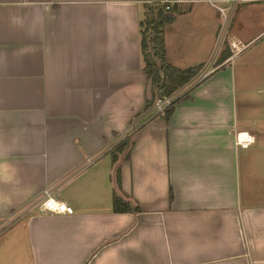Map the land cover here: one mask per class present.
Masks as SVG:
<instances>
[{"label":"crops","instance_id":"crops-1","mask_svg":"<svg viewBox=\"0 0 264 264\" xmlns=\"http://www.w3.org/2000/svg\"><path fill=\"white\" fill-rule=\"evenodd\" d=\"M185 1L165 57L199 72L221 19ZM263 3H241L228 33L249 48L117 154L119 195L141 212L115 214L105 150L146 107L143 4L0 0V223L22 216L0 235V264H264ZM47 187L72 215L40 211Z\"/></svg>","mask_w":264,"mask_h":264},{"label":"built area","instance_id":"built-area-1","mask_svg":"<svg viewBox=\"0 0 264 264\" xmlns=\"http://www.w3.org/2000/svg\"><path fill=\"white\" fill-rule=\"evenodd\" d=\"M210 8L218 13L221 19L219 39L217 50L213 52L210 60L205 64V66L198 72V74L185 86L177 89L172 93H166V89L162 86H159L155 91V98L151 110L147 114H143L135 118L128 126V128L118 135L113 143L105 150L106 153L111 155L114 153L120 146L132 140V138L141 130L144 126L155 119L163 118L169 110L175 108V106L189 98L192 90L199 85L206 78L211 76L217 70L221 69L224 66L231 64L235 58L241 55L248 49V44H243L235 40H230L227 43V46L230 50V55L222 64H218L219 52L222 49L223 42L227 39L228 29L233 21L237 7L244 2H255L258 0H202ZM188 2L185 0H154L150 3L158 4L165 6V10H170L175 5ZM240 146L247 147L251 143V137H246L243 140L237 141ZM96 159L94 157L87 158L85 165H92ZM37 206L41 212H45L51 215H72L73 209L66 205L65 203L59 201L53 194L52 187L45 188L40 198L37 202ZM30 209V208H28ZM19 218H22L21 215L13 216L10 215L8 218L0 223V234L6 231L11 225L16 222Z\"/></svg>","mask_w":264,"mask_h":264},{"label":"trees","instance_id":"trees-1","mask_svg":"<svg viewBox=\"0 0 264 264\" xmlns=\"http://www.w3.org/2000/svg\"><path fill=\"white\" fill-rule=\"evenodd\" d=\"M133 1L141 2L144 6V17L139 21L138 25L139 55L141 69L147 76L148 81L151 80L152 82V100L146 101V107L142 113L145 115L152 108L155 91L159 86L164 87L166 93L170 94L189 83L196 76L198 71L194 69H177L171 66L166 60L163 29L174 20L175 14L173 8L165 10V6L150 3V1L154 0ZM173 112L174 108L167 112L163 120L167 122ZM129 144L130 141L120 146L116 152L111 154V164L115 168L114 180L116 190L112 197V212L115 214H137L141 212L138 206L129 201H125L119 195V190L121 188V170L120 167L117 166V154L127 149ZM169 199L172 200L171 190Z\"/></svg>","mask_w":264,"mask_h":264},{"label":"rangeland","instance_id":"rangeland-1","mask_svg":"<svg viewBox=\"0 0 264 264\" xmlns=\"http://www.w3.org/2000/svg\"><path fill=\"white\" fill-rule=\"evenodd\" d=\"M258 2H264V0H258ZM264 4V3H263ZM140 16L143 18L144 17V6L143 5H141V10H140ZM232 24V23H231ZM231 29V25H230V27H229V29H228V33H229V30ZM228 33H227V36H228ZM228 43V41H227V39H225L224 40V42H223V46H222V48H224L225 46H226V44ZM218 45V44H217ZM217 45H216V47H215V50L214 51H216L217 50ZM249 48V47H248ZM89 194L87 193L86 194V196H88ZM2 223V222H1ZM10 228H8L7 229V231L9 230ZM5 232V231H4ZM3 232V233H4ZM1 235V234H0Z\"/></svg>","mask_w":264,"mask_h":264},{"label":"water","instance_id":"water-1","mask_svg":"<svg viewBox=\"0 0 264 264\" xmlns=\"http://www.w3.org/2000/svg\"><path fill=\"white\" fill-rule=\"evenodd\" d=\"M152 82L151 80L148 81L147 86H146V100L151 101L152 100Z\"/></svg>","mask_w":264,"mask_h":264}]
</instances>
